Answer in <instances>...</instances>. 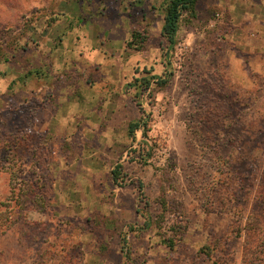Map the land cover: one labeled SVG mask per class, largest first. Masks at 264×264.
<instances>
[{
  "label": "rangeland",
  "instance_id": "1",
  "mask_svg": "<svg viewBox=\"0 0 264 264\" xmlns=\"http://www.w3.org/2000/svg\"><path fill=\"white\" fill-rule=\"evenodd\" d=\"M165 2L0 0V264H264V0Z\"/></svg>",
  "mask_w": 264,
  "mask_h": 264
},
{
  "label": "trees",
  "instance_id": "2",
  "mask_svg": "<svg viewBox=\"0 0 264 264\" xmlns=\"http://www.w3.org/2000/svg\"><path fill=\"white\" fill-rule=\"evenodd\" d=\"M197 0H166L165 2V13L163 18V26L161 34L162 36L168 41L170 45H174V38L176 31L178 30V25L180 23V20L183 16V14H187L190 16H194L195 14V6H196ZM142 38L138 33H132L131 35V41L128 43L131 46L140 47V44L142 43ZM170 74L165 79H160L158 82L160 85H166L169 81ZM151 78H135L134 79V85L136 86V89L142 90L147 89L150 85ZM140 94V93H139ZM142 128V132L145 133L147 129V122H130L127 127L128 135L134 139L135 131ZM121 166L116 165L115 169L112 170V179L114 183L117 184L120 175H121ZM262 179V184H258L259 187V197L262 202V209L260 211V214L262 216V220H259L256 224V227L252 228L255 229L256 232L262 233V243H264V167L262 169V173L260 175V180ZM252 181V180H251ZM165 208V207H164ZM165 211V209H164ZM160 221L164 218V214H161L159 216ZM124 243L126 241L125 238ZM170 248L174 245V240L169 239L168 240Z\"/></svg>",
  "mask_w": 264,
  "mask_h": 264
}]
</instances>
